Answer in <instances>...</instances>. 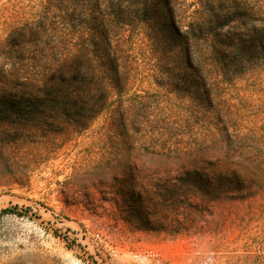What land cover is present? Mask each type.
<instances>
[{"label":"rangeland","instance_id":"374dc122","mask_svg":"<svg viewBox=\"0 0 264 264\" xmlns=\"http://www.w3.org/2000/svg\"><path fill=\"white\" fill-rule=\"evenodd\" d=\"M152 1L0 0V86L5 72L17 75L13 103L0 101V264H264V52L208 60V70L190 78L160 16L175 31L193 4L164 0L158 10ZM70 57L79 64L73 93L81 100L64 107L48 97V78L66 71L61 62ZM101 70L125 84L108 87ZM193 81L210 97L209 122L190 119L163 134L165 116L189 105ZM154 115L160 123L148 126ZM224 120L245 140L238 176L229 170L208 189L215 199L180 206L174 197L163 209L143 208L140 222L112 192L116 176L127 180L120 155L145 153L147 136L169 146L182 132L192 140L191 123L194 131ZM123 121L128 126L118 127ZM124 138L135 141L132 149L119 145ZM137 167L160 171L152 176L173 194L187 169Z\"/></svg>","mask_w":264,"mask_h":264},{"label":"trees","instance_id":"16d2710c","mask_svg":"<svg viewBox=\"0 0 264 264\" xmlns=\"http://www.w3.org/2000/svg\"><path fill=\"white\" fill-rule=\"evenodd\" d=\"M148 4L158 10H162L165 6L164 0H153ZM191 4L194 7L191 14L180 15L175 31L171 30L167 17L160 16L167 41L173 45L172 49L176 52L178 68L191 76L190 78H192L191 70L207 71L208 60H217L227 54L234 61H239L244 57L242 54L250 52L253 48H257L260 54L264 52V0H259L254 5H249L245 0H191ZM250 16L255 19H251ZM70 58H65L61 62V67L66 62L69 64L65 66L68 67L66 71L63 70L64 72L48 78V83L54 85V90L48 91V97H52L53 101H57L64 107H71L81 100L79 94L73 93V88L80 80L79 64L77 60L74 61V57ZM98 77L100 78L98 80L108 87L125 84V80H122L123 76H120L118 72L108 79L106 72L101 70ZM16 79L17 75L13 70L4 73L0 86L1 102L13 103L11 96H15L13 93L17 90ZM193 84L197 88L189 95V105L183 103L178 107L177 112L170 111L162 120L163 134H171L174 130L176 131L177 126H182V123L189 122L190 119L207 122L210 118L213 113L210 97L208 93L205 95V91L200 89L199 83L193 81ZM218 112L222 113V116H236L230 108H219ZM159 121L160 119L154 115L149 116L146 123L148 126H153L152 124H158ZM127 126L125 121L118 124V127ZM195 127L192 123L190 126H185L186 129H191L192 140L188 133L182 132L179 140L172 144L169 142V146L159 145L158 149L159 146H155V141L147 136L140 145V148L146 151L145 153L134 156L135 158L131 154L120 155L125 159V167L128 168L123 173L127 180L116 176L114 180L118 184L110 188L116 197L118 195L121 197L122 204L132 209L138 221L141 222L145 217L143 208L163 209L174 197L176 201H179L180 206H182L181 203H188L198 198L215 199L208 189H215L216 187L212 185L218 187L224 183L226 179L222 175L229 170L233 175L238 176L241 163L237 153H242L244 146L242 142L245 140L240 126L236 122L228 124L224 120L223 123H214V125L209 123L208 127L200 125L193 131ZM185 134L189 138L186 139ZM134 143V140L124 138L119 145L125 149H132ZM219 145L227 147L228 150H234V153L222 157L216 156L213 151ZM166 163L179 166L181 170L187 168L183 173L185 178H179L181 184L175 194L168 190L166 179L152 176L160 171L155 169L152 172L145 168L142 171L137 170L138 164L148 166ZM230 166H236V168L233 169ZM205 171L211 172L213 176L208 179L203 178L202 175L207 174ZM125 198L128 199L125 200Z\"/></svg>","mask_w":264,"mask_h":264}]
</instances>
